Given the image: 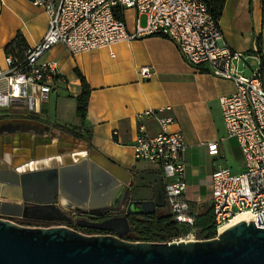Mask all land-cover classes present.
Returning <instances> with one entry per match:
<instances>
[{
    "label": "built area",
    "instance_id": "2783aa9c",
    "mask_svg": "<svg viewBox=\"0 0 264 264\" xmlns=\"http://www.w3.org/2000/svg\"><path fill=\"white\" fill-rule=\"evenodd\" d=\"M28 1L45 9L47 29L32 47L22 35L6 43L0 63V118L41 117L42 105L59 79L56 62L45 59L55 45L79 54L149 36L168 39L189 67L234 86L232 93L219 98V105L224 129L236 139L244 168L237 173L218 168L210 175L209 199L216 234L240 214H248L256 224L258 214L264 213V77L261 68L247 71L249 60L259 56L257 45L245 52L231 49L203 0ZM129 9L135 13L132 30L127 29L124 19ZM140 16L145 17L144 26ZM139 74L146 78L149 68L140 69ZM169 111V107H161L138 113L136 118L152 119L159 129L152 136L140 124L131 148L136 161L159 167L165 204L174 221L194 228L197 214L185 197V142L181 132L168 131L174 123ZM207 149L209 155L218 153L216 143ZM196 235L192 229L169 241L201 240Z\"/></svg>",
    "mask_w": 264,
    "mask_h": 264
},
{
    "label": "crops",
    "instance_id": "0c3cea01",
    "mask_svg": "<svg viewBox=\"0 0 264 264\" xmlns=\"http://www.w3.org/2000/svg\"><path fill=\"white\" fill-rule=\"evenodd\" d=\"M225 2L217 21L224 40L231 49L244 52L251 51L259 40L260 55L255 60H249L247 72L261 68L260 58L264 59V1ZM126 12L135 16L133 10ZM47 21L45 9L28 0H0V63L3 62L4 47L11 38L20 33L27 45L32 47L43 37ZM126 27L128 30L133 28L132 24H126ZM45 59L57 64L59 79L55 87L58 84L65 86L71 91L72 98L80 91L74 71L77 70L84 77L91 91L85 117L82 123L78 120L77 124L71 126L81 125L88 130L91 149L87 143L74 140L62 132L60 128L67 124L50 121L60 126L59 129L51 127L47 109L42 108L41 122L37 126L51 127V138L31 131L16 133L10 136V141L0 143L1 162L14 160L24 163V166L52 161L53 158L62 159L75 153L97 152L128 171L158 174V166L134 159L131 144L140 124L152 136L159 129L152 119L136 118L138 113L169 107L174 123L168 127V131L181 132L185 142V197L195 213L196 210L202 211L207 203L210 205L209 184L213 170L227 167L237 173L244 168L236 139L229 137L224 129L219 105L220 97L234 91L233 83L189 67L168 39L149 36L79 54H71L58 44L47 51ZM142 68H149L146 78L139 76ZM261 71L264 77V67ZM61 105L55 115H64V106ZM3 119L0 125L31 122L28 118ZM79 132L84 133L83 130ZM46 138L49 144H36V141ZM211 143L217 144L216 155L208 154L207 147Z\"/></svg>",
    "mask_w": 264,
    "mask_h": 264
},
{
    "label": "water",
    "instance_id": "95a60500",
    "mask_svg": "<svg viewBox=\"0 0 264 264\" xmlns=\"http://www.w3.org/2000/svg\"><path fill=\"white\" fill-rule=\"evenodd\" d=\"M49 130L47 125L22 121L1 128L9 140L16 133L43 135ZM22 164L0 162L1 214L53 221L64 220L66 204L106 208L111 200L122 201L128 204V216L152 215L165 206L159 174L128 171L97 152L39 161L31 168L21 169ZM14 201L32 204L22 208ZM258 215L257 225L240 221L209 240L153 243L122 239L129 231L125 216L86 225L115 235H88L67 226H31L0 218V264H264V228L258 227L264 225V213Z\"/></svg>",
    "mask_w": 264,
    "mask_h": 264
},
{
    "label": "trees",
    "instance_id": "16d2710c",
    "mask_svg": "<svg viewBox=\"0 0 264 264\" xmlns=\"http://www.w3.org/2000/svg\"><path fill=\"white\" fill-rule=\"evenodd\" d=\"M205 2L207 11L209 14L218 21L220 19L225 0H203ZM122 19V16H121ZM21 35L17 33L16 36ZM258 53L260 55V42L257 40ZM260 67H264V59L260 58ZM79 83V94L74 98L75 100V115L82 123V119L85 117L87 108V102L89 97V87L85 82L84 77L77 71H74ZM64 134H68L74 140L87 143L90 147V137L87 134L88 130L78 126H62L60 128ZM80 130L84 133L80 134ZM84 134V135H83ZM168 213H154L147 216H139L132 219V232L135 236L133 241L143 242H167L173 238L185 235L190 230H194L199 235H202L204 239L214 238L216 235L215 224L213 221L211 207H209L205 213H199L195 216L194 228L186 227L184 224L176 223L171 216L169 210ZM132 241V240H131Z\"/></svg>",
    "mask_w": 264,
    "mask_h": 264
},
{
    "label": "flooded vegetation",
    "instance_id": "af4514ba",
    "mask_svg": "<svg viewBox=\"0 0 264 264\" xmlns=\"http://www.w3.org/2000/svg\"><path fill=\"white\" fill-rule=\"evenodd\" d=\"M40 118L37 119H30L31 124L38 125L41 121L39 120ZM4 120V119H3ZM1 120V121H3ZM9 120V119H7ZM0 121V122H1ZM46 126V125H45ZM6 125H0V143L3 144L5 141H10L7 136L8 134L5 131H1V128H6ZM40 127V126H39ZM43 127V126H42ZM47 137L49 136V139L51 138V127L48 133H44ZM6 136V140H5ZM48 138H46L47 140ZM48 139V140H49ZM1 156H0V162H1ZM161 177V182L162 185L164 186V180L162 178V175L160 172L158 173ZM136 181H134V184ZM165 187V186H164ZM163 187V188H164ZM13 203L18 204L20 207H27L31 205V202H23V201H14ZM127 202L124 203L121 201V203H118L116 200H111L107 205L106 208H96L95 207H88L87 205H79L77 207L73 206L72 204H66L62 210L65 213V218L64 220H53V221H37V220H31V219H25L22 217H16V216H8L5 214L0 213V218L2 219H9L13 220V222L17 224H23V225H34V226H51V225H56V226H67L75 231H78L80 233L83 232V234H88V235H115L111 232L108 231H103V230H98L92 226H86V225H98L103 223L106 220L109 219H116V218H121L126 215V209H127ZM166 207V204L163 208H158L156 209L155 213H160L163 211V209ZM147 216V215H143ZM129 225V231L125 233L121 238L124 240L129 239L130 235H133L132 232V219L139 217V216H125Z\"/></svg>",
    "mask_w": 264,
    "mask_h": 264
},
{
    "label": "rangeland",
    "instance_id": "374dc122",
    "mask_svg": "<svg viewBox=\"0 0 264 264\" xmlns=\"http://www.w3.org/2000/svg\"><path fill=\"white\" fill-rule=\"evenodd\" d=\"M134 17L132 16V13L131 12H126L125 13V16H124V19L126 21V24L127 25H131L132 24V19ZM140 24L142 26L145 25V17L144 16H140ZM61 103L63 105H61ZM61 105V106H64V115H55V114H58V106ZM42 108H46L47 110V119L49 120V122H56V124H61V125H66L67 126H70L71 125H75L77 124L78 122V118L76 117L75 115V100L74 98L71 97V91L69 92L65 86H61V85H57V87H54V89L49 92V99L45 102V104L42 105ZM63 108V107H62ZM58 112H57V111ZM58 118L59 116V119ZM3 120V118H0V121ZM49 123V125L51 127H54V128H58L59 129V125H56V124H53V123ZM78 144V143H76ZM78 145H82L81 143L78 144ZM210 207V205L207 203L205 205V207L203 208L202 211L196 210V213H205V211ZM168 208L165 207L163 209V211L161 213H168ZM217 235V234H216ZM215 235V236H216ZM197 238L198 239H204L202 235H199L197 233ZM127 240H135V236L134 234L133 235H130L129 239Z\"/></svg>",
    "mask_w": 264,
    "mask_h": 264
},
{
    "label": "bare ground",
    "instance_id": "6f19581e",
    "mask_svg": "<svg viewBox=\"0 0 264 264\" xmlns=\"http://www.w3.org/2000/svg\"><path fill=\"white\" fill-rule=\"evenodd\" d=\"M66 151H68V152H74V151H69V150H66ZM23 167H25V168H31V165L30 164H28V165H26V166H22V167H20L21 169L23 168ZM24 169V168H23ZM61 203L62 204H64L65 203V201H64V199L63 198H61ZM240 221H245V222H247V221H251L250 220V216L248 215V214H240V215H238V216H236L234 219H232L230 222H228L225 226H222V227H220L219 229H218V233H222L224 230H226L228 227H230V226H232V225H236V223H238V222H240Z\"/></svg>",
    "mask_w": 264,
    "mask_h": 264
}]
</instances>
